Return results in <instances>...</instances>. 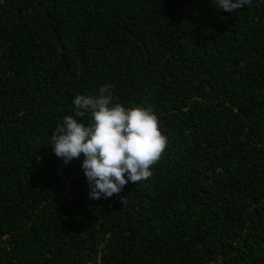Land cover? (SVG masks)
I'll list each match as a JSON object with an SVG mask.
<instances>
[{"label":"trees","instance_id":"16d2710c","mask_svg":"<svg viewBox=\"0 0 264 264\" xmlns=\"http://www.w3.org/2000/svg\"><path fill=\"white\" fill-rule=\"evenodd\" d=\"M106 85L168 145L92 200L51 134ZM0 264H264V0H0Z\"/></svg>","mask_w":264,"mask_h":264},{"label":"clouds","instance_id":"9594fccd","mask_svg":"<svg viewBox=\"0 0 264 264\" xmlns=\"http://www.w3.org/2000/svg\"><path fill=\"white\" fill-rule=\"evenodd\" d=\"M252 0H217V7L235 12ZM75 116L63 118L51 134V148L64 164L83 155L81 168L92 200L119 195L129 183L148 180L168 145L151 105L130 108L113 103L111 85L99 95H77ZM91 113L92 122L83 118ZM81 118V119H77ZM124 196L121 202L124 203Z\"/></svg>","mask_w":264,"mask_h":264}]
</instances>
